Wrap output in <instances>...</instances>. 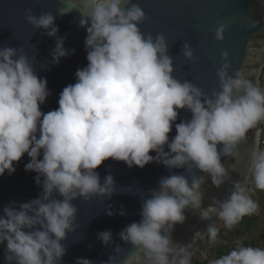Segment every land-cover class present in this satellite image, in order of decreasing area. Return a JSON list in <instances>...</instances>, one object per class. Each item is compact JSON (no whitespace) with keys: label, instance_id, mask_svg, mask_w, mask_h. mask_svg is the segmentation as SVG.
<instances>
[{"label":"clouds","instance_id":"9594fccd","mask_svg":"<svg viewBox=\"0 0 264 264\" xmlns=\"http://www.w3.org/2000/svg\"><path fill=\"white\" fill-rule=\"evenodd\" d=\"M79 2L90 9L81 13L79 21L88 33V65L77 70L75 84L62 90L58 109L41 111L51 92L47 79L37 75V61L17 48H0V176L14 174V162L27 154L31 160L26 171L38 173L36 184L43 189L37 199L20 204L13 201L4 207L0 246L6 243L5 264H62L67 252L64 242L78 228V208L73 201L99 198L104 202L118 192L112 175L102 182L96 171L109 159L129 168L162 164L169 170L186 169L187 175L160 179L143 200L141 220L119 233L131 251L123 256L125 249L116 245L114 254L101 264H192L195 242L206 234L210 245L217 244L220 228L208 223L206 231L196 232L192 242L175 243L172 233L176 225L186 222V209L199 212L208 221L216 216L227 229L259 212L252 194L264 191V150L259 148L264 133L260 127L264 125V89L243 70L230 76L229 54L223 52L225 63L218 70L220 90H213L209 97L190 81L174 78L166 38L141 32L138 25L147 16L138 4L132 0ZM76 5L77 0H71L70 7L77 9ZM68 12L62 10L60 15ZM26 18L35 29H44L56 39L53 64L68 57L55 15H35L29 9ZM226 31L220 25L215 39L223 42ZM182 53L189 61L195 58L187 42ZM261 69L264 64L255 70L257 76ZM177 109L188 110L192 118L175 124L177 135L170 141L179 117ZM252 130L255 140L246 174L240 182L232 181L225 199L213 197L203 208L206 181L196 171L208 174L212 184L221 188L231 180L222 157L239 162L238 150L248 142ZM220 145L223 147L218 148ZM249 177L254 188L248 186ZM105 211L114 215L111 206ZM98 239L106 248L114 243L111 231L98 233ZM75 264L93 261L77 258ZM210 264H264V248L237 242L233 250Z\"/></svg>","mask_w":264,"mask_h":264},{"label":"water","instance_id":"95a60500","mask_svg":"<svg viewBox=\"0 0 264 264\" xmlns=\"http://www.w3.org/2000/svg\"><path fill=\"white\" fill-rule=\"evenodd\" d=\"M132 3L138 4L147 16V20L138 25L141 32L145 36H165L169 45L168 54L174 62L173 75L178 81L188 80L211 97L213 90H220L218 70L225 63L222 53L227 52V63L231 64L229 75L234 77L237 71L243 70L253 82L258 79L261 87L264 69L260 70L258 76L255 70L264 61V0H132ZM70 5L71 0H0V48H17L18 52H23L30 60L37 61V75L47 79L51 92L45 104L41 105L43 113L58 109L62 90L75 84L77 70L88 65L85 46L88 33L86 28L80 26L79 21L81 13H87L90 9L79 0L77 9H72ZM29 9L35 15H55L58 36L64 38V47L69 52L68 57L62 58L58 64H53L51 55L56 39L47 36L44 29H35L27 21ZM62 10L70 12L60 15ZM220 25L227 29L223 42L215 39ZM185 42L193 49L195 58L192 61L187 60L182 53ZM41 65L44 67L41 68ZM177 111L179 117L169 134L170 141L177 135L175 124L192 118L188 110ZM254 140L255 131L252 130L248 133V142L238 150L239 163L234 157H222L221 162L229 169L231 180L221 188L212 184L208 174L196 171L195 174L204 176L206 181L203 208L211 204L213 197L221 201L225 199L232 190V181L242 180L247 172L248 156ZM222 147L223 145L218 146ZM165 150L170 151L167 146ZM150 155L155 157L156 153L152 152ZM42 158L43 153L40 159ZM30 160L25 154L21 161L14 162V174L6 172L0 176V216H3L4 207L13 201L17 204L27 203L40 197L43 189L36 184L38 173L26 171L25 168ZM232 165H235V170H232ZM96 171L102 182L107 175H112L118 192L104 202L99 198L91 202L83 199L73 201L78 208V228L64 242L67 252L62 264H75L77 258L101 264V261H108L110 255L114 254L116 245L125 249L123 256H126L131 251V245L122 241L119 233L131 223L141 220L142 203L150 196L149 192L158 187L162 177L172 174L187 175L186 169L169 170L157 163H150L144 168H129L126 163L112 159L106 160ZM188 178L191 180L190 176ZM56 198L63 199L59 194H56ZM109 206L114 212L113 216L106 214L105 209ZM120 211H125L126 215H119ZM185 215L186 222L176 225L172 233L175 243L185 245L192 242L196 232L206 231L208 223H213L216 218L214 216L211 221L201 219L199 212L190 209L185 210ZM104 231L113 233L114 243L107 248L98 239V233ZM5 248L6 243L0 246V264H5Z\"/></svg>","mask_w":264,"mask_h":264},{"label":"trees","instance_id":"16d2710c","mask_svg":"<svg viewBox=\"0 0 264 264\" xmlns=\"http://www.w3.org/2000/svg\"><path fill=\"white\" fill-rule=\"evenodd\" d=\"M261 88L264 89V73L262 75ZM264 128V125H261ZM264 136V133H262ZM249 187L254 185L249 180ZM252 198L259 204V212L252 216H246L232 229H227L218 217L213 221L219 228L218 243L210 245L207 235L203 240H198L194 246L192 264H210V261L228 254L236 247L237 242L245 246L264 248V191L255 190Z\"/></svg>","mask_w":264,"mask_h":264},{"label":"built area","instance_id":"2783aa9c","mask_svg":"<svg viewBox=\"0 0 264 264\" xmlns=\"http://www.w3.org/2000/svg\"><path fill=\"white\" fill-rule=\"evenodd\" d=\"M260 150H264V136L261 134L260 138V145H259Z\"/></svg>","mask_w":264,"mask_h":264},{"label":"snow or ice","instance_id":"6c2138e0","mask_svg":"<svg viewBox=\"0 0 264 264\" xmlns=\"http://www.w3.org/2000/svg\"><path fill=\"white\" fill-rule=\"evenodd\" d=\"M262 64H264V61H262ZM238 163H239V162H238ZM238 163H237V164H238Z\"/></svg>","mask_w":264,"mask_h":264}]
</instances>
